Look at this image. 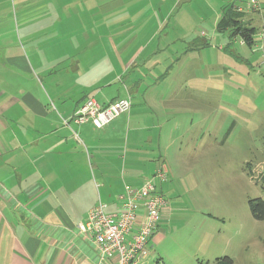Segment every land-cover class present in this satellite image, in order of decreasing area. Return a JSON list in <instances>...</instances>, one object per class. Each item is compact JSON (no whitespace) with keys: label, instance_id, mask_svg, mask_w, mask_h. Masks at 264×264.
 <instances>
[{"label":"crops","instance_id":"crops-1","mask_svg":"<svg viewBox=\"0 0 264 264\" xmlns=\"http://www.w3.org/2000/svg\"><path fill=\"white\" fill-rule=\"evenodd\" d=\"M171 1L138 0L141 23L133 25L129 0H0V37L9 28L19 33L20 44L35 49L32 56L40 48L43 57L36 63L42 86L18 88L15 76L25 73L34 80L35 70L14 38L15 53L5 61L13 64V78L12 72L0 75V81H9L0 83V264H118L116 257L102 258L81 225L98 203L111 210L107 214L117 213L126 189L155 185L157 170L165 169L168 177L169 148L184 142L193 128L188 120L193 92L186 81L196 42L193 9L188 4L177 9L182 0ZM248 1L238 3L241 12L243 5L250 9ZM216 2L208 5L215 7L218 25L223 13L216 12ZM165 4L168 9L148 29ZM57 16L77 22L56 24ZM36 17L40 28L33 25ZM34 31L42 33L40 39L33 38ZM146 32L149 38L140 41ZM182 64L186 82L163 89ZM87 99L102 106L129 99L131 109L102 130L90 123L65 125ZM177 114L184 119L173 121ZM176 153L178 161L182 153ZM165 214L166 209L161 221ZM158 228L138 264H146L149 245L163 239ZM214 239L203 248L204 258H230L232 239Z\"/></svg>","mask_w":264,"mask_h":264},{"label":"rangeland","instance_id":"rangeland-1","mask_svg":"<svg viewBox=\"0 0 264 264\" xmlns=\"http://www.w3.org/2000/svg\"><path fill=\"white\" fill-rule=\"evenodd\" d=\"M171 2L163 0L167 5ZM208 2L182 0L177 7L188 4L193 9L196 42L187 67L191 78L187 73L186 80L193 92L192 101L188 96V105L193 108L188 120H192L193 128L184 142L169 148L171 171L166 182H155L157 193L166 201V214L157 231L163 239L149 245L151 252L146 264H211L215 259L204 258L202 251L218 236L232 239L228 254L233 264H264V220H254L248 207L249 200L264 201V0H257L256 8L249 0L250 9L243 5L242 12L232 7L240 13L241 27L254 31L251 45L244 44L232 28L219 29L213 22L215 7H210ZM129 3V23L140 24L138 0ZM216 3L219 14L228 5L232 6L224 5L225 0ZM166 4L148 29L168 9ZM222 17L219 15V22ZM34 19L37 20L33 25L40 28L41 17ZM54 20L56 24L59 20L63 24L77 22L73 16H57ZM1 34L0 40L7 41L8 46L0 47V75L6 77V73L12 72L13 78V64L5 61L15 53L13 39L18 42L19 33L8 28ZM33 34L38 40L42 33ZM147 34L139 40L148 39ZM19 42L17 51L29 54L35 74L34 80L25 73L17 74L15 86L41 87L40 64L36 63L43 60L42 52L39 48L38 54L32 56L35 49L30 50ZM51 66L53 71L59 69V65ZM181 69L178 76L173 75L162 84L163 89L172 90L176 84L181 88L180 83L186 82V65L182 64ZM2 79L0 83L8 84V79ZM183 119L179 114L172 118ZM176 150L182 153L178 161L173 159ZM110 212L105 209V213Z\"/></svg>","mask_w":264,"mask_h":264},{"label":"built area","instance_id":"built-area-1","mask_svg":"<svg viewBox=\"0 0 264 264\" xmlns=\"http://www.w3.org/2000/svg\"><path fill=\"white\" fill-rule=\"evenodd\" d=\"M225 1L233 9L241 10L238 7L241 0ZM250 1L256 8L257 0ZM130 109L129 99H120L107 106L87 99L64 124L90 123L94 129L102 130L119 116L129 113ZM154 178L160 183L166 182L167 171L157 170ZM118 199L120 208L117 213H105L107 206L98 203L88 213L80 229L93 237L103 259L116 257L118 264H138L148 254V244L161 222L166 201L157 193L152 182H146L138 189L128 188L125 195Z\"/></svg>","mask_w":264,"mask_h":264},{"label":"trees","instance_id":"trees-1","mask_svg":"<svg viewBox=\"0 0 264 264\" xmlns=\"http://www.w3.org/2000/svg\"><path fill=\"white\" fill-rule=\"evenodd\" d=\"M240 13L232 10V6L228 5L223 12V17L218 24L219 29L232 28L234 34H239L244 44H252L253 30L243 29L238 21L240 19ZM249 212L252 218L256 221L264 220V201L262 200H249L248 201ZM211 264H233V261L228 257H221L215 259Z\"/></svg>","mask_w":264,"mask_h":264}]
</instances>
